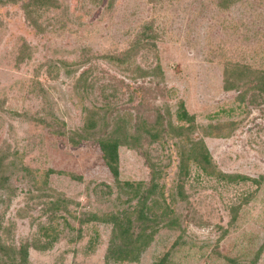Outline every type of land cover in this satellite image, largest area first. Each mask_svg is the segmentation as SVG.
<instances>
[{
    "label": "rangeland",
    "instance_id": "obj_1",
    "mask_svg": "<svg viewBox=\"0 0 264 264\" xmlns=\"http://www.w3.org/2000/svg\"><path fill=\"white\" fill-rule=\"evenodd\" d=\"M28 1L0 0L5 241L30 240L54 203L59 237L47 250L30 247L28 264H153L163 256L166 264H264V97L251 101L255 71L264 69V0H57L30 9L31 20ZM234 64L250 71L240 103L236 89L223 87ZM179 100L194 115L192 129L120 146L118 177L142 182L144 192L154 182L146 204L158 199L177 222L149 228L137 261L106 263L113 226L91 215L133 208L138 197L125 201L97 141L72 143L84 107L108 110L109 121L120 112L149 123L168 108L176 123ZM217 123L224 137L208 135ZM188 139L204 141L214 172L248 178L230 182L194 161L181 178L178 150Z\"/></svg>",
    "mask_w": 264,
    "mask_h": 264
},
{
    "label": "trees",
    "instance_id": "obj_2",
    "mask_svg": "<svg viewBox=\"0 0 264 264\" xmlns=\"http://www.w3.org/2000/svg\"><path fill=\"white\" fill-rule=\"evenodd\" d=\"M16 1V0H6ZM57 0H29L24 5L26 16L31 20V10L33 8L45 6H56ZM31 9V10H30ZM139 42V40H137ZM136 44L132 45L134 48ZM123 58L125 54L123 53ZM19 60H23L24 52L20 53ZM120 59V57H118ZM159 68V67H158ZM160 70V69H159ZM158 70V71H159ZM85 72V71H84ZM258 75L253 80L252 88L256 89L258 93H253L254 101L256 97H264V69L255 71ZM146 72L139 73L143 76ZM249 74L250 71H246L242 65L234 64L226 67L224 70V83L223 87L225 90L236 89L238 91L236 100L240 103L245 99V96L249 90ZM242 82V83H241ZM85 121L82 128L76 132V137L72 138L73 144H78L84 139H94L98 142L100 150L102 152V158L105 165L113 175L118 185L119 191L127 195L125 201H130L133 198L138 197V201L133 208H123L116 211H108L98 216L95 214L91 215V219H101L112 223V234L110 237L109 245L107 248V254L105 256L106 263L109 260L118 261H137L141 251L148 246L152 239V231L149 230L154 224H158L159 219L166 218L169 221V225L172 226L177 222L176 218L167 217L165 211L168 206L160 207L161 201L153 199L151 203L146 204L147 199L155 192L156 184L154 182L147 185V191H142V182H130L119 180V147L127 146L130 148H136L140 146L143 139L148 141L160 140L164 135H185L194 124V115L189 113L185 107L183 100H179L177 108L175 110L177 122L173 123L171 113L168 108L165 112H156V118L150 123L144 121L145 119L140 116L135 117L136 120L132 122V115L130 113H116L113 119H108V110L103 111L99 114L98 111L84 107ZM113 124L115 126H113ZM222 129L221 124L211 125L208 131L209 136L224 137L228 131ZM183 141V140H181ZM180 141V144H181ZM189 145L185 140L186 145L182 146L178 150V174L181 178L187 175L189 163L194 161L203 171L219 175L227 181L233 182L237 180H244L248 178L242 174H225L222 172H214V165L211 163L208 149L206 148L203 140H189ZM0 157V167H1ZM150 169L153 168V163L147 160ZM151 177V180H153ZM251 181L259 183V179L250 177ZM5 189V181L0 175V190ZM249 195L243 197L241 203L247 202ZM51 208V214L48 216V204L46 206V220L39 222L38 227L34 235L30 240H25L19 245L14 243H8L5 241L3 234L6 232L5 229L0 225V264H28L29 248L32 247L38 251H44L49 249L53 243L58 239L61 232V228L57 223L56 214L57 205L53 203ZM240 204L234 205L230 208L232 215L230 217V223L235 220L237 210ZM155 208V210H154ZM158 210V211H156ZM152 217H148V212ZM137 223V227L135 224ZM224 232H226L224 230ZM258 254V252H257ZM153 264H166L165 256L159 260L153 262Z\"/></svg>",
    "mask_w": 264,
    "mask_h": 264
}]
</instances>
